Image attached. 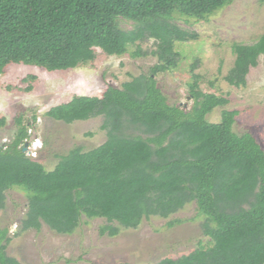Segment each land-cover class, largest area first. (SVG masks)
I'll list each match as a JSON object with an SVG mask.
<instances>
[{"label":"trees","instance_id":"1","mask_svg":"<svg viewBox=\"0 0 264 264\" xmlns=\"http://www.w3.org/2000/svg\"><path fill=\"white\" fill-rule=\"evenodd\" d=\"M232 2L0 0V77L12 64L49 72L89 65L96 49L109 56L146 57L138 44L149 40L157 59L147 74L120 88L109 86L101 96L77 95L47 112L66 124L102 116L107 135L91 150L71 149L52 170L24 151L29 126L18 118L17 136L0 145V211L9 190L25 193L28 207L19 232L45 224L71 235L85 217L105 219L100 234L116 237L144 219H166L196 203L208 243L154 264H264V149L251 133L233 130L237 110L224 109L218 123L208 121L229 99L201 89L203 77L195 72L200 59L189 67L194 100L189 109L170 104L156 80L178 69L183 46L199 40L197 32L177 22L208 21ZM231 46L235 61L224 79L242 88L261 57L264 65V34ZM5 124L0 118V128ZM8 233L0 229V264H22L7 254Z\"/></svg>","mask_w":264,"mask_h":264},{"label":"rangeland","instance_id":"2","mask_svg":"<svg viewBox=\"0 0 264 264\" xmlns=\"http://www.w3.org/2000/svg\"><path fill=\"white\" fill-rule=\"evenodd\" d=\"M177 23L197 32L199 40L183 46L178 69L156 77L169 103L187 109L193 105L187 83L189 67L198 58L200 64L195 72L203 77L201 89L229 99L226 107H217L207 116L208 121L218 123L224 109L237 110L233 130L239 135L251 133L264 149L262 57L258 66L251 68L245 87L237 88L224 79L235 61L231 45L251 43L264 34V2L233 0L208 21ZM122 26L131 29L132 24L123 21ZM138 45L149 55L117 57L96 49V59L91 64L54 72L30 65H10L0 77V118H6L5 126L0 128V145L15 139L20 127L18 118L29 126L26 153L37 158L47 170L54 169L59 158L75 147L88 151L103 144L107 135L101 129L102 116L66 124L48 117L47 112L74 96H101L109 86L120 88L133 77L147 74L157 62L151 55L155 44L149 40ZM27 207L25 193L13 189L6 193V207L0 211V229L7 228L11 238L7 254L22 264H154L167 257L188 254L209 240L203 234L196 203L187 204L166 219H144L138 228L122 229L116 237L100 234L101 227L107 224L105 219L85 217L71 235L58 234L45 224L39 230L19 232Z\"/></svg>","mask_w":264,"mask_h":264},{"label":"water","instance_id":"3","mask_svg":"<svg viewBox=\"0 0 264 264\" xmlns=\"http://www.w3.org/2000/svg\"><path fill=\"white\" fill-rule=\"evenodd\" d=\"M26 149H27V143H26V145H25L24 151H26Z\"/></svg>","mask_w":264,"mask_h":264}]
</instances>
